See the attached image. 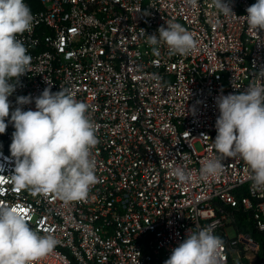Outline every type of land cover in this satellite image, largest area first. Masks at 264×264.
<instances>
[{"label": "built area", "instance_id": "obj_1", "mask_svg": "<svg viewBox=\"0 0 264 264\" xmlns=\"http://www.w3.org/2000/svg\"><path fill=\"white\" fill-rule=\"evenodd\" d=\"M235 16H224L212 0H39L30 32L18 36L32 57L9 97L35 98L60 88L89 105L98 126V183L86 198L64 201L13 181L10 153L15 131L10 116L0 134V204L15 206L40 235L51 233L54 250L37 264H164L190 230L212 225L223 242L222 264H244L252 255L264 264L261 240L239 231L237 211L251 214L264 233V188L253 186L240 158L207 182L199 178L205 159L217 155L212 141L219 116L216 98L262 85L264 30L244 16L256 0H226ZM183 25L198 41L187 56L147 35L166 22ZM15 82V81H13ZM202 150L199 151L196 144ZM183 167L192 180L170 175ZM234 234H230L231 231Z\"/></svg>", "mask_w": 264, "mask_h": 264}, {"label": "clouds", "instance_id": "obj_2", "mask_svg": "<svg viewBox=\"0 0 264 264\" xmlns=\"http://www.w3.org/2000/svg\"><path fill=\"white\" fill-rule=\"evenodd\" d=\"M192 7L197 0H186ZM212 6L224 16H235L226 0H212ZM244 16L251 29L264 30V0H256ZM34 16L25 0H0V134L15 128L10 144L15 159L13 181L19 187H31L38 194H54L64 201L82 200L98 183L97 162L93 149L98 144V126L87 115L89 105L75 99L66 89L53 92L51 86L35 98L36 110H22L33 98L18 96V105L10 114L9 97L20 77L28 73L32 57L18 36L30 32ZM153 55L158 44H165L169 54L187 56L198 41L183 25L166 22L158 34L147 35ZM256 78L264 81V69ZM15 81V82H13ZM219 116L212 141L217 153L205 159L199 178L207 182L224 170L227 158L242 159L249 170L253 186L264 188V84H249L238 94L216 98ZM170 175L180 184L191 182L192 175L183 167H173ZM51 233L34 231L25 214L15 206L0 204V264H37L56 247ZM223 240L212 225L190 230L171 250L164 264H222Z\"/></svg>", "mask_w": 264, "mask_h": 264}, {"label": "trees", "instance_id": "obj_3", "mask_svg": "<svg viewBox=\"0 0 264 264\" xmlns=\"http://www.w3.org/2000/svg\"><path fill=\"white\" fill-rule=\"evenodd\" d=\"M28 1L31 3L32 8L34 10L41 9L39 0H28ZM236 216L238 219L239 231H248L251 232L256 237H258L261 240L262 247L264 249V233L255 227L253 220L251 218V214L244 211L243 209H240L239 211H237Z\"/></svg>", "mask_w": 264, "mask_h": 264}, {"label": "rangeland", "instance_id": "obj_4", "mask_svg": "<svg viewBox=\"0 0 264 264\" xmlns=\"http://www.w3.org/2000/svg\"><path fill=\"white\" fill-rule=\"evenodd\" d=\"M196 147H197V149H198L199 151L202 150V147H201V145H200L199 143L196 144ZM230 234L233 235V234H234V231L232 230V231L230 232ZM255 263H256V258H255L254 255H252L251 257L249 256V258H247V261H245L244 264H255Z\"/></svg>", "mask_w": 264, "mask_h": 264}]
</instances>
